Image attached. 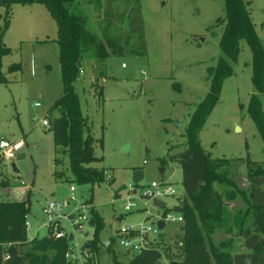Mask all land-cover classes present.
<instances>
[{
	"label": "rangeland",
	"instance_id": "1",
	"mask_svg": "<svg viewBox=\"0 0 264 264\" xmlns=\"http://www.w3.org/2000/svg\"><path fill=\"white\" fill-rule=\"evenodd\" d=\"M11 6L10 24L2 37L11 53L0 63V138L23 140L25 156L0 159V181L13 187L0 185V200L29 198V240L49 233L45 206L67 202L64 213H74V218L62 219L61 224L67 236H73L68 259L76 264H87L85 245L93 239L100 246L93 264H116L115 257L129 261L135 252L121 244L117 234L121 228L145 226L151 227L148 246L160 245V261L170 264L173 260L165 249L177 250L182 222L168 220L162 229L158 223L168 215L180 216L174 207L186 197L182 167L171 157L187 148L190 117L209 91L208 68L223 56L225 22L217 19L225 17L226 0H74L69 6L86 18V28L94 36L84 46L82 71L74 84L100 158L91 166L106 173V181L93 188L70 182L68 156L55 163L60 154L53 133L43 124L63 93L56 22L42 4ZM249 10L264 50V0H249ZM5 13L6 7L0 5V32ZM240 47L216 105L196 134L212 157L234 159L231 172L246 186L247 159L264 167V139L249 112L256 93L252 50L246 39ZM14 63H21V69L10 72ZM260 97L264 118V80ZM178 122L184 125L182 131ZM135 170L144 173L142 187L133 186ZM55 171L64 173L62 179ZM154 182L176 191L159 197L165 206L153 205L152 197L144 194ZM71 186L73 192L60 195L62 187ZM128 204L130 210L125 209ZM91 208L104 218L97 232L89 225ZM84 213L89 220L83 219ZM75 218H80L81 226L73 225ZM109 237H116L111 251L105 245ZM238 244L237 253H250Z\"/></svg>",
	"mask_w": 264,
	"mask_h": 264
},
{
	"label": "trees",
	"instance_id": "2",
	"mask_svg": "<svg viewBox=\"0 0 264 264\" xmlns=\"http://www.w3.org/2000/svg\"><path fill=\"white\" fill-rule=\"evenodd\" d=\"M73 1L0 0V5L6 7L5 22L0 32V63L5 55L11 53V48L2 42V37L10 24L12 3L44 5L57 25L54 40L59 47L63 83V93L54 102L47 120L56 152L60 154L55 158V163L59 165L62 162V155L68 156L73 174L70 182L88 184L93 188L97 183L106 181V173L105 169L91 166L100 158L95 153V138L87 117L80 109L74 84L82 71L84 46L94 41V36L86 28V18L70 10ZM217 22H225L220 39L223 56L216 66L208 68L209 91L190 117L186 130L187 148L178 156L171 157L182 167L186 197L174 207L183 216V235L175 242L177 250L169 247L165 249V254L168 259L185 264H234L233 257L239 251L240 242L254 254L252 264H264L263 165L248 158V183L241 186L231 172L234 159L212 157L202 147L196 134L216 105L224 79L232 72L231 61L235 62L238 58L240 41L246 39L253 55L252 80L256 91L251 97L249 112L264 139L260 97L264 80V50L251 18L249 0H226L225 17L218 18ZM20 69L21 63L9 66L10 72ZM54 110L58 112L57 116ZM54 175L62 179L64 173L55 171ZM9 184L0 181L1 186ZM134 186L140 187L142 184L134 183ZM29 210L28 197L0 200V264H76L67 257L72 241L67 235L55 238L49 230L45 236L28 239L26 223ZM91 214L97 232L104 226V218L93 208ZM115 238L109 237L105 243L109 251ZM89 243L90 248L85 249L87 264L100 250L96 239ZM161 249L160 245L148 246L141 252H135L127 262L116 257L114 261L116 264H155L163 257Z\"/></svg>",
	"mask_w": 264,
	"mask_h": 264
},
{
	"label": "built area",
	"instance_id": "3",
	"mask_svg": "<svg viewBox=\"0 0 264 264\" xmlns=\"http://www.w3.org/2000/svg\"><path fill=\"white\" fill-rule=\"evenodd\" d=\"M43 124L48 126L47 120H44ZM24 145L25 144L23 140L15 141L9 138H0V158L4 160H14L20 153H22L21 151ZM162 184L163 183H156V182L152 183L150 186V189H146L144 194L152 197L154 202L159 200V197L162 196L163 194H167V195L175 194L176 191L174 188H172L171 186L162 185ZM74 190H75V187L71 186L68 189V194L73 192ZM73 198L74 196L72 195V199ZM67 204H68L67 202H64V203L50 202L45 206L44 211L45 213L49 215V221L47 222L48 229L54 235L55 238H61L67 235L62 228V224H61L62 219H67L70 217L74 218V213H71L68 215L64 213V207ZM131 206L132 204H128L125 206V209L130 210ZM52 214H55V215L52 216ZM83 219L89 220L88 217H86L85 213L83 215ZM168 220L180 221V222L184 221L182 214H180V216L178 217H175L174 215H168L166 218L162 219V223H165ZM26 224L28 228L29 224L28 223ZM81 224L82 222L80 221V218L74 219L73 221L74 226L76 227L81 226ZM150 231H151V227L149 226L141 227L139 229L132 228V227H126V228H121L117 236L121 238V244H123L129 250L133 252H141L142 250L148 247L150 240L147 238V234ZM69 253L67 254L68 258L70 257ZM84 254L88 256L87 252H85ZM90 264H93V262H91Z\"/></svg>",
	"mask_w": 264,
	"mask_h": 264
},
{
	"label": "water",
	"instance_id": "4",
	"mask_svg": "<svg viewBox=\"0 0 264 264\" xmlns=\"http://www.w3.org/2000/svg\"><path fill=\"white\" fill-rule=\"evenodd\" d=\"M196 40L198 42H202L203 41V37L197 36ZM178 127H179V130L182 131L183 128H184L183 123L182 122H178ZM123 150H125V149H123ZM24 156L25 155L23 153H20L16 158L17 159H21ZM12 167H13V170L15 172H18V169H17L15 163H12ZM163 171H164V169H161V173H163ZM143 178H144L143 171L135 170L133 172V176H132L133 183H140ZM59 193H60V195H68V189L66 187H62ZM153 205H155L157 207H161V206L164 205V203L162 201L157 200V201H155L153 203ZM89 225L90 226H94V219L93 218H90ZM163 227H164V223L159 222L158 223V228L162 229ZM72 239H73V236L70 235L69 240L71 241ZM85 247H86V249H89L90 248V244L87 243L85 245ZM253 257H254L253 253H235L234 257H233L234 264H252ZM70 264H71V262H70ZM155 264H163V263L161 261H157ZM171 264H185V263L173 260V261H171Z\"/></svg>",
	"mask_w": 264,
	"mask_h": 264
},
{
	"label": "crops",
	"instance_id": "5",
	"mask_svg": "<svg viewBox=\"0 0 264 264\" xmlns=\"http://www.w3.org/2000/svg\"><path fill=\"white\" fill-rule=\"evenodd\" d=\"M0 159H2V158H0ZM9 188H13V187L8 186V190H9ZM23 199H25V198H23ZM15 200H21V199H15Z\"/></svg>",
	"mask_w": 264,
	"mask_h": 264
}]
</instances>
